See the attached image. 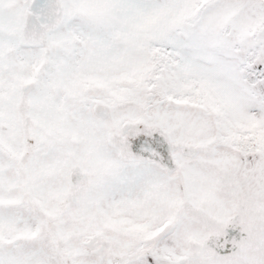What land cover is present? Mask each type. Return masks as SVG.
Masks as SVG:
<instances>
[{
    "label": "snow or ice",
    "instance_id": "obj_1",
    "mask_svg": "<svg viewBox=\"0 0 264 264\" xmlns=\"http://www.w3.org/2000/svg\"><path fill=\"white\" fill-rule=\"evenodd\" d=\"M0 264H264V0H0Z\"/></svg>",
    "mask_w": 264,
    "mask_h": 264
}]
</instances>
